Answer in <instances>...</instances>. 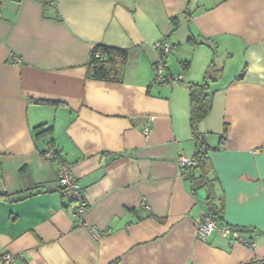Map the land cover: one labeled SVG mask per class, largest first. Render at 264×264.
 <instances>
[{
  "label": "crops",
  "instance_id": "obj_1",
  "mask_svg": "<svg viewBox=\"0 0 264 264\" xmlns=\"http://www.w3.org/2000/svg\"><path fill=\"white\" fill-rule=\"evenodd\" d=\"M159 39L173 46L162 82L152 67ZM97 44L128 49L121 81L86 77ZM211 60L220 71L197 129L223 222L245 230L238 233L253 248L219 228L198 238L204 193L193 194L179 165L194 150L188 84L202 80ZM41 124L52 128L83 193L82 224L76 205L61 201L56 163L43 156L48 137L33 136ZM3 253L27 264L264 257V0H0Z\"/></svg>",
  "mask_w": 264,
  "mask_h": 264
},
{
  "label": "trees",
  "instance_id": "obj_2",
  "mask_svg": "<svg viewBox=\"0 0 264 264\" xmlns=\"http://www.w3.org/2000/svg\"><path fill=\"white\" fill-rule=\"evenodd\" d=\"M177 18L172 17L174 29L177 26ZM189 43L203 44L205 41H195L193 37L187 39ZM214 54V51H213ZM129 56L128 49L113 47L105 44L95 45L89 53L88 62L86 65V77L100 81H115L122 80L123 72L127 64ZM189 66L188 61L182 62V67L186 69ZM220 70L215 68L213 60L204 71L202 80L199 82H190L188 84V99H189V123L191 127L192 137L194 140V150L191 156L193 164L185 167V178L189 181L193 194L203 191V202L205 205L206 214L213 219L217 225L228 226L223 222L222 214L224 202L222 196H218L214 190L215 177L211 176L212 166L208 156V147L197 126L211 111L212 98L215 92L214 82H216V74ZM226 129H224L225 132ZM52 128L46 127L44 124L37 125L32 128L33 136L36 139L47 138L48 147L43 150V154L52 149L54 157L62 160L58 151L54 147V139L50 137ZM220 141L224 139V135L220 137ZM63 161V160H62ZM75 201H68L65 207L73 211ZM237 232H244L243 229H236ZM1 257V256H0ZM15 264H27L22 259L14 256ZM111 264H117L114 261Z\"/></svg>",
  "mask_w": 264,
  "mask_h": 264
},
{
  "label": "built area",
  "instance_id": "obj_3",
  "mask_svg": "<svg viewBox=\"0 0 264 264\" xmlns=\"http://www.w3.org/2000/svg\"><path fill=\"white\" fill-rule=\"evenodd\" d=\"M154 49L157 52V59L152 64L154 73H155V81L162 82L165 80V62L164 56L170 53L173 50V46L166 39H159L153 44ZM19 59H17L18 61ZM180 78V77H176ZM150 132V127L145 126L143 129V134L146 136ZM44 157L56 163L57 172H56V181L55 185L60 191L61 201L63 203H67L72 200L75 201L76 207L74 212V218L78 221L79 224L83 222V215L87 207V203L84 199L82 191L79 189L78 184L76 182V178L72 173L70 164L59 160L54 157L53 150L48 149L44 154ZM193 164L191 157H180L179 165L181 167H188ZM143 207L148 209L149 206L146 203H143ZM203 221L197 223V236L199 239H203L206 235H208L212 230L219 228L223 235H230L233 238L240 239L245 245L249 247H254V243H249L244 240L240 234L233 228L224 225H217V223L211 219L207 214L204 215ZM95 236L98 235V232L95 229H92ZM0 264H15L14 256L9 253H3L0 257ZM248 264H264V257L254 258Z\"/></svg>",
  "mask_w": 264,
  "mask_h": 264
}]
</instances>
